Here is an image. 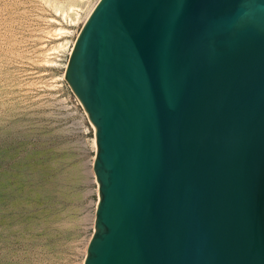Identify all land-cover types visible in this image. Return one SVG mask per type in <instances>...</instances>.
<instances>
[{
  "label": "water",
  "instance_id": "1",
  "mask_svg": "<svg viewBox=\"0 0 264 264\" xmlns=\"http://www.w3.org/2000/svg\"><path fill=\"white\" fill-rule=\"evenodd\" d=\"M63 77L95 131L84 264H264V0H98Z\"/></svg>",
  "mask_w": 264,
  "mask_h": 264
},
{
  "label": "rangeland",
  "instance_id": "2",
  "mask_svg": "<svg viewBox=\"0 0 264 264\" xmlns=\"http://www.w3.org/2000/svg\"><path fill=\"white\" fill-rule=\"evenodd\" d=\"M98 0H0V264H84L95 131L63 77Z\"/></svg>",
  "mask_w": 264,
  "mask_h": 264
},
{
  "label": "bare ground",
  "instance_id": "3",
  "mask_svg": "<svg viewBox=\"0 0 264 264\" xmlns=\"http://www.w3.org/2000/svg\"><path fill=\"white\" fill-rule=\"evenodd\" d=\"M94 6H95V5H94ZM94 6H93V7H94ZM92 9H93V8H92ZM92 9H91V10H92ZM91 10H90V12H91ZM90 12L88 13V15L90 14ZM88 15H87V17H88ZM87 17H86V18H87ZM93 143H94V145H96V143H95V139H93Z\"/></svg>",
  "mask_w": 264,
  "mask_h": 264
},
{
  "label": "built area",
  "instance_id": "4",
  "mask_svg": "<svg viewBox=\"0 0 264 264\" xmlns=\"http://www.w3.org/2000/svg\"><path fill=\"white\" fill-rule=\"evenodd\" d=\"M90 122V121H89ZM91 124V123H90ZM93 127V126H92ZM94 128V127H93Z\"/></svg>",
  "mask_w": 264,
  "mask_h": 264
}]
</instances>
